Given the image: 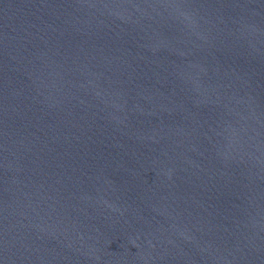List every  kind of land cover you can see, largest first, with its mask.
Here are the masks:
<instances>
[{
	"label": "water",
	"instance_id": "1",
	"mask_svg": "<svg viewBox=\"0 0 264 264\" xmlns=\"http://www.w3.org/2000/svg\"><path fill=\"white\" fill-rule=\"evenodd\" d=\"M0 264H264V0H0Z\"/></svg>",
	"mask_w": 264,
	"mask_h": 264
}]
</instances>
